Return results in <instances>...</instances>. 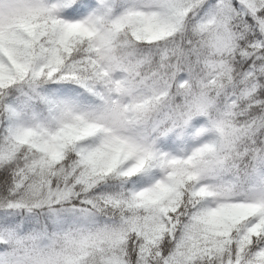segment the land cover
Here are the masks:
<instances>
[{
	"label": "snow or ice",
	"instance_id": "snow-or-ice-1",
	"mask_svg": "<svg viewBox=\"0 0 264 264\" xmlns=\"http://www.w3.org/2000/svg\"><path fill=\"white\" fill-rule=\"evenodd\" d=\"M0 264H264V0H0Z\"/></svg>",
	"mask_w": 264,
	"mask_h": 264
}]
</instances>
